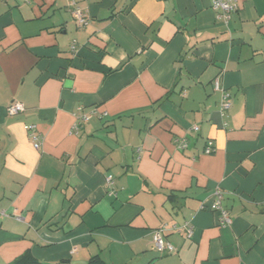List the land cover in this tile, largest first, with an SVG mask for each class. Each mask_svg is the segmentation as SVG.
Returning a JSON list of instances; mask_svg holds the SVG:
<instances>
[{
	"label": "crops",
	"instance_id": "1",
	"mask_svg": "<svg viewBox=\"0 0 264 264\" xmlns=\"http://www.w3.org/2000/svg\"><path fill=\"white\" fill-rule=\"evenodd\" d=\"M71 1L0 0V264H264V0Z\"/></svg>",
	"mask_w": 264,
	"mask_h": 264
},
{
	"label": "built area",
	"instance_id": "2",
	"mask_svg": "<svg viewBox=\"0 0 264 264\" xmlns=\"http://www.w3.org/2000/svg\"><path fill=\"white\" fill-rule=\"evenodd\" d=\"M71 14L78 26H84L88 22V17L84 11L76 5L75 1L70 2ZM211 7L216 11V19L220 20L222 23L227 24L231 18L232 13L237 10V0H211ZM71 50L75 49V43L72 42L70 46ZM213 88L215 91L220 92L221 100L219 104V114L225 116L226 112L230 109L232 105L231 94L223 87L221 83V73H219L212 81ZM24 110V106L20 102H11L7 106V112L10 115L17 114ZM91 117V112L83 113L78 111L76 114V121L73 125V130L78 131L82 121H86ZM24 129L27 131L29 138L32 141L33 147L38 149L40 147V136L36 131V127L33 124L24 125ZM192 129L197 130V126H193ZM177 148L183 150L186 146L183 140L176 141ZM213 151V144L211 140L206 142L203 152L210 154ZM107 180H111V176L107 177ZM213 200L209 205L211 211L217 212L218 214V224L227 225L231 222L228 211L221 205L222 191L221 189H216L213 192ZM0 215L4 216L5 212L0 211ZM15 218L20 219L19 215H14ZM168 228L165 225H162L159 228H156L152 231V245L159 253H172L175 248L170 243L164 241L163 233ZM169 229L172 230H184L186 236L190 238L193 233L191 225L188 223H183L180 226L172 225Z\"/></svg>",
	"mask_w": 264,
	"mask_h": 264
},
{
	"label": "trees",
	"instance_id": "3",
	"mask_svg": "<svg viewBox=\"0 0 264 264\" xmlns=\"http://www.w3.org/2000/svg\"><path fill=\"white\" fill-rule=\"evenodd\" d=\"M7 264H41L30 251H25ZM86 264H106L99 255L91 256Z\"/></svg>",
	"mask_w": 264,
	"mask_h": 264
}]
</instances>
